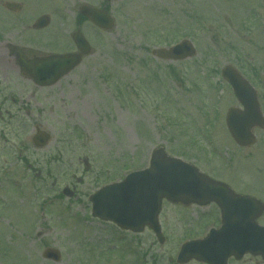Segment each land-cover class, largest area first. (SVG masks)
Returning <instances> with one entry per match:
<instances>
[{
  "label": "rangeland",
  "instance_id": "1",
  "mask_svg": "<svg viewBox=\"0 0 264 264\" xmlns=\"http://www.w3.org/2000/svg\"><path fill=\"white\" fill-rule=\"evenodd\" d=\"M65 1L61 14L73 18ZM111 8L117 26L60 83L30 101L20 100L32 91L25 82L17 101L0 98V263L178 264L180 245L215 225L213 206L164 202L162 246L150 230L122 232L91 216L90 195L148 167L159 146L264 202V130L255 129L250 147L237 146L225 117L238 103L220 76L234 65L258 89L264 114V0H120ZM50 30L51 45L62 48L59 23ZM184 37L194 57L153 54ZM36 125L52 134L41 149L31 141ZM65 186L72 194H62ZM48 247L61 261L42 256Z\"/></svg>",
  "mask_w": 264,
  "mask_h": 264
},
{
  "label": "water",
  "instance_id": "2",
  "mask_svg": "<svg viewBox=\"0 0 264 264\" xmlns=\"http://www.w3.org/2000/svg\"><path fill=\"white\" fill-rule=\"evenodd\" d=\"M92 20L100 26L109 27V23H112L107 13H102L101 17L92 16ZM38 22V26L46 23L45 20ZM76 38L77 42L82 41L83 45L79 46L84 50L83 39ZM155 53L160 58L178 60L194 56L196 50L190 41L185 40L171 49H158ZM80 56L81 54L50 56L32 75L37 82L50 84L76 66ZM58 64L59 69L54 68ZM52 73H55L53 79L49 78ZM222 74L231 83L235 96L243 106V109H229L227 128L238 144L251 145L255 141L252 128H264V116L256 90L232 65L224 67ZM47 78L51 80H44ZM48 138L47 133L39 132L35 140L42 147ZM164 151L162 147L155 149L148 168L132 172L122 182L107 185L93 194V215L114 221L119 227L133 231H142L148 225L155 231L160 242H163L158 222L163 199L200 205L216 201L223 212L222 229L217 232L213 230L204 240L184 244L178 261L185 263L195 257L211 264H225L228 255L236 253L239 256L246 251L264 256V228L254 220L263 211L261 202L252 196H234V192L226 184L210 179L196 166L169 156ZM234 197L237 198L233 199ZM229 230L234 233L230 235ZM243 231L246 234L242 236ZM44 257L58 262L61 255L56 249L48 248Z\"/></svg>",
  "mask_w": 264,
  "mask_h": 264
},
{
  "label": "flooded vegetation",
  "instance_id": "3",
  "mask_svg": "<svg viewBox=\"0 0 264 264\" xmlns=\"http://www.w3.org/2000/svg\"><path fill=\"white\" fill-rule=\"evenodd\" d=\"M69 1L73 2V18H70L69 14L65 15L63 12L62 14L60 13L61 7L63 8V3L66 2L65 0L59 1L60 3L57 2V6H54V2H49L51 4L44 8L38 6L42 1L33 4L29 0H0V8L3 10L0 21V98H4V100L9 98L14 102L17 101L15 96L17 94V88L21 89V83L25 82L31 86L32 91L24 95V97H21L20 100L23 101V99H26L30 101L32 98H36V91L39 92V90L49 89L60 83L64 77L51 86H40L35 82L34 77L30 75L29 70L37 67V59L47 57V55L78 52V45L75 42L74 35L82 34L92 47L89 50L90 53L84 56L82 61L93 55V50L97 47L96 42L102 38L103 30L93 24L82 10L84 11V8L87 7L98 10L105 9L114 17V12L111 7L118 1ZM13 2V8H8L7 3ZM66 12H70L68 8ZM45 15L49 16L50 23L45 27L35 29V21ZM54 23H59L60 29L64 32V40L62 41L64 45L62 48L51 45L53 36H50L52 34L50 29ZM24 113L26 116H31L30 109H26ZM37 126L33 127L36 129L39 127ZM212 206L214 207V212L218 211L215 205ZM215 214L216 212L214 213L213 219H217L219 222H216L212 227L218 228L221 224L220 215L217 214L215 217ZM247 257L254 259L255 264H264V258L261 255L253 256L251 254H247L242 258L231 256L228 258L226 264H243Z\"/></svg>",
  "mask_w": 264,
  "mask_h": 264
}]
</instances>
